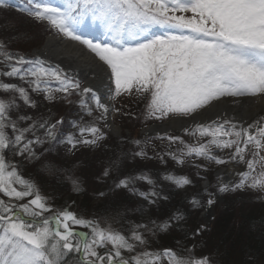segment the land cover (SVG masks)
I'll use <instances>...</instances> for the list:
<instances>
[{
	"label": "snow or ice",
	"instance_id": "6c2138e0",
	"mask_svg": "<svg viewBox=\"0 0 264 264\" xmlns=\"http://www.w3.org/2000/svg\"><path fill=\"white\" fill-rule=\"evenodd\" d=\"M9 7L54 38L82 46L65 51L84 60L88 72L82 82L53 66L47 59L51 42L47 51L21 54L10 50L11 36L0 39V264H216L212 253L197 255L195 243L177 240L175 248L152 249L149 234L175 228L183 241L195 242L207 230L204 223L187 230L188 212L181 208L160 221L116 228L115 221L78 212L75 200L55 206L22 168L35 162L63 172L72 191L82 192L73 171L78 162L60 168L45 154L57 144L73 155L104 147L106 129L112 130L109 117L121 111L115 102L128 96L144 101L146 120H168L195 138L190 143L157 133L170 146L178 145L156 154L161 163L167 156L181 167L188 160L225 165L213 173L214 183L197 172L204 183L185 196L189 211L206 212L228 193L252 192L264 201V0H0V9ZM33 93L48 103L75 105L78 118L66 122L65 116L29 114L25 109L40 107ZM229 102L248 118L220 117L221 105ZM177 117L191 118L194 126L185 127ZM120 140L137 150L107 160L95 177L107 188L96 190L95 197L121 190L149 206L167 201L149 172L123 173L129 154L152 159L142 146L146 141ZM193 166L211 171L202 163ZM163 180L178 189L194 186L187 175L169 172ZM139 182L147 189L137 188ZM137 211L143 212V205Z\"/></svg>",
	"mask_w": 264,
	"mask_h": 264
},
{
	"label": "rangeland",
	"instance_id": "374dc122",
	"mask_svg": "<svg viewBox=\"0 0 264 264\" xmlns=\"http://www.w3.org/2000/svg\"><path fill=\"white\" fill-rule=\"evenodd\" d=\"M12 3H20V0H12ZM11 9L14 10L15 8L12 7ZM18 13V15L14 13H5L6 15L0 14V30H4L3 33L0 32V39H3L5 36H11L12 41L9 45L10 50L21 54L31 53L34 49L43 44L49 32L45 30V26L36 24L26 15L20 12ZM2 79L6 82L22 84L18 78H14L11 81L6 77ZM32 95L33 98L40 103V107L38 109H25L29 114L33 112L44 114L50 116L53 120L65 116L66 122L78 118V110L75 105L69 106L60 102L48 103L43 100L41 95H36L34 93ZM115 106L120 108L121 111L119 113H113L111 119L113 125L116 126L120 132L119 135H112L109 133V138L104 142V147L96 149L82 148L73 155L68 154L65 150V153L63 151L61 152L60 149L62 148L60 147H64V145L57 144L50 153L45 154L47 160L56 163L60 168H70L74 162H78V167L73 171L82 182V192L75 193L72 191V185L70 181L66 179L63 172H57L54 169L51 171L46 170L40 163H24L22 168L24 176L26 178L30 176L31 179L41 187L43 193L51 198L50 202L55 206H60L65 202L75 200L76 210L78 212L88 216H95L101 220L107 219L110 222L115 221L113 227L116 228H120L122 225L127 228L131 223H142L149 219L160 221L167 218L171 211L175 209L174 206L171 205L170 208L162 207V205L159 204L149 206L140 201L138 197L126 194L121 190L111 193L106 199H97L95 197L94 192L96 190L107 188V184H99L95 180L96 175L102 170L107 160L109 158L121 156L122 153H131L137 150L136 146L128 143L127 140L122 143L120 140L121 136L146 141L142 146L146 149L148 156L152 157V159L141 160L136 158L134 160L129 154L127 158L123 160V173L135 174L140 170L149 172L153 179L157 181L156 189L161 191L164 195L165 193L173 192L172 196L176 202L183 200L184 203V198L189 193L202 190L204 182L197 176L198 171H200L202 176H207L208 179L214 183L213 173L225 168V165H209L207 161L203 160H188L185 165L181 167L176 165L174 161L167 156L165 157V163H161L160 160L156 158V154H163L169 150H176L178 145L173 144L170 146L167 139H158L157 135H145L147 132H145V130L150 127L165 124L168 120H146L143 115L144 101L135 97H121L115 102ZM46 109L47 111L45 112ZM69 130L71 129L69 128ZM106 131L108 130L106 129ZM166 134L178 135L172 132ZM179 136L190 143L195 142V138L187 136L185 133L179 134ZM223 155H226V153ZM61 157H63V160H61ZM17 160H19V157H17ZM194 163L205 164L211 171L204 172L197 169L193 166ZM239 167L244 166L240 165ZM169 172L175 175L189 176V178L193 180L194 186H188L185 189L176 188L171 183L163 180V175ZM136 187L141 190H146L148 186L144 182H139ZM166 188L168 189L167 191ZM53 189H55L56 192ZM226 199H228L227 202ZM141 205H143V212L137 211L138 206ZM180 208L188 212V219L186 221L187 230L198 227L200 223L206 224L207 230L204 231L201 236L197 237L195 242L191 239L186 242L183 241V232L175 228L166 233L160 232L155 236L149 234V243L152 249L163 247L175 248L176 241L181 240L182 243H187L188 246H192L193 243H195V252L197 255L212 253L216 264H223L221 260L222 254L226 259V264H264V257L260 255H254V257H252V255H245V259L240 258L237 261L234 260L236 251H240L241 249L240 238L242 235H245L246 226L248 224L247 214L245 213L249 212L255 215V217L261 218L262 223L257 220L258 223L256 224L261 227L264 225V201L258 200L256 194L252 192H236L218 196L217 203L211 208L212 210L210 209L211 215L207 218L205 217L203 209L199 211H189V205L186 202L182 204ZM227 214H230L229 216H231L232 220L225 226L223 225L222 228H215L214 224L216 223V219L225 217ZM213 216L215 217L214 220L212 219ZM218 223L220 222H217V224ZM229 233L230 236L228 237Z\"/></svg>",
	"mask_w": 264,
	"mask_h": 264
},
{
	"label": "bare ground",
	"instance_id": "6f19581e",
	"mask_svg": "<svg viewBox=\"0 0 264 264\" xmlns=\"http://www.w3.org/2000/svg\"><path fill=\"white\" fill-rule=\"evenodd\" d=\"M17 4V3H15ZM1 14V13H0ZM3 18V17H1ZM3 29L0 30V32L3 33ZM10 33V30H9ZM51 42L52 45H55L52 49L51 52H49L47 59L49 62L55 66L56 64H59L61 68H63L68 74L75 76L76 78L80 79L82 82L86 81V73L88 72V68L80 57L75 56V55H68V53L65 51V48H75V49H82V46L65 41L59 37H53L50 34L45 38L43 44L34 49L33 51L36 50H45L47 51V46ZM32 51V52H33ZM85 55L87 56L88 53L86 52L85 49H83ZM208 115L211 116V119H217V115L209 113ZM219 116L224 117L227 116L229 119H234L235 121L239 122L242 118L247 119L248 117L246 114L237 106L232 104L231 102L221 105V110L219 111ZM112 117H109V123L112 125V130H108L109 133L112 135H119V129L113 125L112 123ZM177 120L183 119L186 121L184 124L185 127H193L194 122L192 121L191 118H175ZM196 122H201V118L197 117ZM203 122H210L208 120H204ZM147 131V132H146ZM146 134L148 135H157V133H160V135H164L166 133H176V134H183L184 131L183 129L177 125V124H171L169 121L165 124H162L160 126L156 127H150L147 130H145ZM222 171V170H221ZM212 210V209H211ZM205 217H209L210 210L204 211Z\"/></svg>",
	"mask_w": 264,
	"mask_h": 264
},
{
	"label": "trees",
	"instance_id": "16d2710c",
	"mask_svg": "<svg viewBox=\"0 0 264 264\" xmlns=\"http://www.w3.org/2000/svg\"><path fill=\"white\" fill-rule=\"evenodd\" d=\"M11 8L12 7L8 8V9H0V13L3 15L5 13H7V14L14 13L16 15L19 14L17 12V10H15V9L12 10ZM25 87H27V85H25ZM38 99H41V98H38ZM46 111H47V109L45 110V112ZM60 148H62V149H60L61 152L62 151L64 152V150L66 151L65 146L60 147ZM53 190L55 191V189H53ZM167 190L168 189L166 188V191ZM172 193H169V192L167 194L165 193V195H167L169 197V199L167 201H161L159 203V205H162V207H166V208H170V206L172 205L176 209V208H180L182 206V204H184L186 202L185 200H184V203H183V200L176 202V200L172 196ZM228 199H226V202ZM245 214H247L246 217H247L248 224L246 226L245 235L244 236L242 234H241L242 236L240 235L241 236V238H240L241 249H240V251L239 250L236 251V256L234 258V260H236V261L240 258L245 259L244 258L245 255H252V257H254V255L255 256L260 255V256L264 257V225L262 224L263 227H261V226L256 224V223H258V221H260L262 223V219L259 217H255V215H253L249 212H247ZM229 215L230 214H227L225 217H220V218L216 219V223L214 224V227L215 228H218V227L222 228L223 225L225 226L228 222H230L232 220L231 216H229ZM217 222H220V223L217 224ZM229 236H230V233H229L228 237ZM221 258H222L221 260H222L223 264H226L227 262H226V259H225L223 254H222Z\"/></svg>",
	"mask_w": 264,
	"mask_h": 264
}]
</instances>
